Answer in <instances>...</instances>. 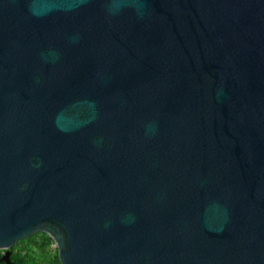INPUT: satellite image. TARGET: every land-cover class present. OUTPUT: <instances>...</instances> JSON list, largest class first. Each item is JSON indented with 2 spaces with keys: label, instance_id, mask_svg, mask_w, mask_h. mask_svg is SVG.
<instances>
[{
  "label": "water",
  "instance_id": "water-1",
  "mask_svg": "<svg viewBox=\"0 0 264 264\" xmlns=\"http://www.w3.org/2000/svg\"><path fill=\"white\" fill-rule=\"evenodd\" d=\"M264 264V0H0V258Z\"/></svg>",
  "mask_w": 264,
  "mask_h": 264
},
{
  "label": "trees",
  "instance_id": "trees-1",
  "mask_svg": "<svg viewBox=\"0 0 264 264\" xmlns=\"http://www.w3.org/2000/svg\"><path fill=\"white\" fill-rule=\"evenodd\" d=\"M54 239L46 232L39 231L18 240L11 248L12 264H62ZM6 251V250H5ZM3 255L0 250V258ZM0 264H9L1 261Z\"/></svg>",
  "mask_w": 264,
  "mask_h": 264
},
{
  "label": "built area",
  "instance_id": "built-area-1",
  "mask_svg": "<svg viewBox=\"0 0 264 264\" xmlns=\"http://www.w3.org/2000/svg\"><path fill=\"white\" fill-rule=\"evenodd\" d=\"M1 254L4 255L5 254V250H1Z\"/></svg>",
  "mask_w": 264,
  "mask_h": 264
},
{
  "label": "rangeland",
  "instance_id": "rangeland-1",
  "mask_svg": "<svg viewBox=\"0 0 264 264\" xmlns=\"http://www.w3.org/2000/svg\"><path fill=\"white\" fill-rule=\"evenodd\" d=\"M56 245V244H55ZM55 245H52V248H54L55 247Z\"/></svg>",
  "mask_w": 264,
  "mask_h": 264
}]
</instances>
